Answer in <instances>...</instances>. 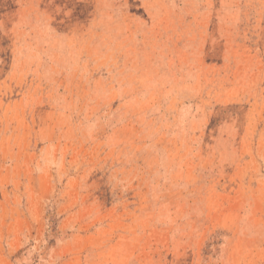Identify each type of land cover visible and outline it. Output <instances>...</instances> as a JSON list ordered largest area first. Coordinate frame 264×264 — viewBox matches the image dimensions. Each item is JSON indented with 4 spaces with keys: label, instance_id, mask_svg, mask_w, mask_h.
Masks as SVG:
<instances>
[{
    "label": "rangeland",
    "instance_id": "rangeland-1",
    "mask_svg": "<svg viewBox=\"0 0 264 264\" xmlns=\"http://www.w3.org/2000/svg\"><path fill=\"white\" fill-rule=\"evenodd\" d=\"M0 264H264V0H0Z\"/></svg>",
    "mask_w": 264,
    "mask_h": 264
}]
</instances>
